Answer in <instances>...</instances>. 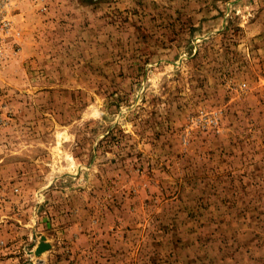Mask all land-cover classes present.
<instances>
[{
	"label": "rangeland",
	"instance_id": "rangeland-1",
	"mask_svg": "<svg viewBox=\"0 0 264 264\" xmlns=\"http://www.w3.org/2000/svg\"><path fill=\"white\" fill-rule=\"evenodd\" d=\"M13 19L0 264H264V0H15Z\"/></svg>",
	"mask_w": 264,
	"mask_h": 264
},
{
	"label": "built area",
	"instance_id": "built-area-1",
	"mask_svg": "<svg viewBox=\"0 0 264 264\" xmlns=\"http://www.w3.org/2000/svg\"><path fill=\"white\" fill-rule=\"evenodd\" d=\"M14 2L15 0H0V64L7 58V48L13 36Z\"/></svg>",
	"mask_w": 264,
	"mask_h": 264
},
{
	"label": "water",
	"instance_id": "water-1",
	"mask_svg": "<svg viewBox=\"0 0 264 264\" xmlns=\"http://www.w3.org/2000/svg\"><path fill=\"white\" fill-rule=\"evenodd\" d=\"M51 247V244L46 241V237H43V240L39 243L38 248H37V253L40 254L43 251L49 249Z\"/></svg>",
	"mask_w": 264,
	"mask_h": 264
},
{
	"label": "bare ground",
	"instance_id": "bare-ground-1",
	"mask_svg": "<svg viewBox=\"0 0 264 264\" xmlns=\"http://www.w3.org/2000/svg\"><path fill=\"white\" fill-rule=\"evenodd\" d=\"M40 243V242H39ZM36 251V250H35Z\"/></svg>",
	"mask_w": 264,
	"mask_h": 264
}]
</instances>
